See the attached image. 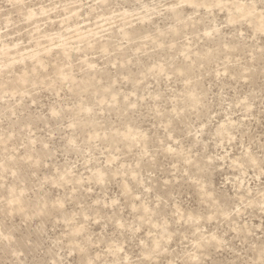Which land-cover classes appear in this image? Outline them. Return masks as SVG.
Masks as SVG:
<instances>
[{
	"label": "rangeland",
	"instance_id": "obj_1",
	"mask_svg": "<svg viewBox=\"0 0 264 264\" xmlns=\"http://www.w3.org/2000/svg\"><path fill=\"white\" fill-rule=\"evenodd\" d=\"M0 264H264V0H0Z\"/></svg>",
	"mask_w": 264,
	"mask_h": 264
},
{
	"label": "bare ground",
	"instance_id": "obj_2",
	"mask_svg": "<svg viewBox=\"0 0 264 264\" xmlns=\"http://www.w3.org/2000/svg\"><path fill=\"white\" fill-rule=\"evenodd\" d=\"M22 80H24L25 79V77L24 76H22V78H21Z\"/></svg>",
	"mask_w": 264,
	"mask_h": 264
}]
</instances>
